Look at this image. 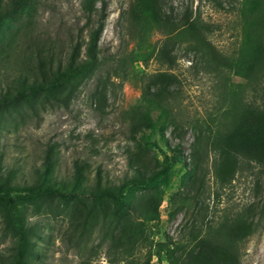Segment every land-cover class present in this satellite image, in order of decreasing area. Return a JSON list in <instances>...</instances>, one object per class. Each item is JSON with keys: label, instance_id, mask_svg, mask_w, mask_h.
Segmentation results:
<instances>
[{"label": "rangeland", "instance_id": "1", "mask_svg": "<svg viewBox=\"0 0 264 264\" xmlns=\"http://www.w3.org/2000/svg\"><path fill=\"white\" fill-rule=\"evenodd\" d=\"M134 1L104 0L107 20L99 45L100 63L68 107L41 99L34 109L0 110V178L10 174L13 185L32 184L47 146L52 145L56 188L76 192L21 207L37 253L28 263L148 260V243L135 250L117 248L114 232L101 213L87 214L80 200L90 209L101 205L74 187V172L79 161L85 165L82 186L92 187L99 171L119 186L134 173L132 167L153 171L170 155L157 131L137 130V120H132L134 110L142 105V93L153 86L157 75L165 74L175 77L165 102L171 114L165 133L171 145L181 144L187 166L176 165L160 187L164 194L154 241H180L181 255L189 264L196 239L223 223H240L246 235L241 264H264V161L236 160L205 143L212 131L232 128L244 107L264 106V69L246 79L235 68L250 24L261 11L252 13L247 0H154L162 28L143 42L129 14ZM84 2L45 0L33 16L6 20L0 26V94L15 86L19 73L31 71L42 46L60 53L80 43L84 54L88 26L94 22L93 16L84 14ZM101 6L98 0L96 9ZM191 22L197 32L190 30ZM259 35L260 31L253 36ZM158 88L153 86L152 91ZM148 193L136 191L135 206L115 236L126 230L138 233ZM16 241L0 209V264L11 263Z\"/></svg>", "mask_w": 264, "mask_h": 264}, {"label": "trees", "instance_id": "2", "mask_svg": "<svg viewBox=\"0 0 264 264\" xmlns=\"http://www.w3.org/2000/svg\"><path fill=\"white\" fill-rule=\"evenodd\" d=\"M97 1L85 0L83 4L84 14L94 18L93 25L88 26L84 54L83 45L80 43H75L67 51L62 50L60 53H55L53 48L45 51L42 46L31 71L19 73L15 79V86L0 94V110L17 106L34 109V105L41 99L47 104L69 106L77 89L100 63L99 45L107 20V5L104 0H101L102 6L97 10ZM247 1L251 5L252 13L260 10L261 15L250 24L251 31L246 37L244 53L235 68L240 76L250 79L264 69V0ZM43 2L45 0H0V26H3L6 20L33 16ZM129 14L143 42L152 33L162 28L154 0H135ZM189 28L192 32L198 31L194 22L189 24ZM259 31L258 37L253 36ZM174 82V76L157 75L152 85L159 88L153 92L152 86L142 93V105L134 110L132 118L134 121L137 120V130L146 127L157 131L170 152V155L164 156L157 169L148 172L132 167L134 173L127 176L119 186L110 183L99 171L95 176L94 185L86 187L82 186V182L86 180L85 165L79 161L75 163L74 187L90 202L93 200L101 206L90 209L86 201L79 202L88 215L95 212L101 213L110 230L114 232L115 247L135 250L139 244L148 243L151 250L149 258L139 264H186L185 257L181 255L183 248L180 241L156 243L153 233V228L160 222V206L164 194L160 187L169 179L176 165H186L181 144L171 145L165 133L171 118L165 102L168 99V89ZM205 143L221 155L230 156L236 160L245 158L262 163L264 161V106L244 107L232 128L227 131H212L207 135ZM55 151L52 145L47 146L44 163L35 170V179L30 185L24 187L13 185L10 174L0 178V209L5 217L6 229L17 238L10 264H29L28 258L37 256L30 240L33 230L27 225L21 207L35 202H48L55 197L65 198L70 194L56 188ZM235 168L236 166L231 169L234 171ZM190 173L193 174L194 171L191 170ZM139 190L150 192L143 208L141 229L138 233L126 230L122 236H119L117 234L119 230H122L121 221L127 220L132 212L136 191ZM74 193L70 195H76V192ZM104 204L105 206H102ZM243 230L244 227L240 223H223L210 235L196 239V251L189 264H241L240 248L246 240ZM153 258H156L157 262L152 263Z\"/></svg>", "mask_w": 264, "mask_h": 264}]
</instances>
